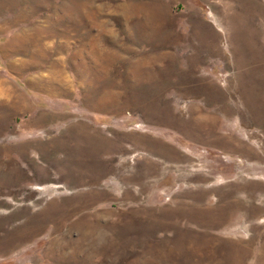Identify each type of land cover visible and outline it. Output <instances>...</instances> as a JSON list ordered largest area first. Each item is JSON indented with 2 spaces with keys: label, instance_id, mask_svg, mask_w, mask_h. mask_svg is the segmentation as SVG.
Returning a JSON list of instances; mask_svg holds the SVG:
<instances>
[{
  "label": "rangeland",
  "instance_id": "obj_1",
  "mask_svg": "<svg viewBox=\"0 0 264 264\" xmlns=\"http://www.w3.org/2000/svg\"><path fill=\"white\" fill-rule=\"evenodd\" d=\"M0 264H264V0H0Z\"/></svg>",
  "mask_w": 264,
  "mask_h": 264
}]
</instances>
